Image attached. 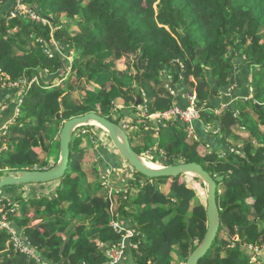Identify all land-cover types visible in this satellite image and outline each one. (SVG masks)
<instances>
[{"label": "trees", "instance_id": "obj_1", "mask_svg": "<svg viewBox=\"0 0 264 264\" xmlns=\"http://www.w3.org/2000/svg\"><path fill=\"white\" fill-rule=\"evenodd\" d=\"M21 2L48 24L24 23L21 16L10 19L17 0H0V70L13 81L40 78L22 104L30 107L32 117L19 118L18 125L11 127L13 136L2 153L1 167L9 171L40 169L42 164L47 169L56 167L57 163L48 168L37 150L48 149L51 158L67 120L95 112L121 126L133 124L138 97L140 106L148 100V112L154 114L175 106L190 108L186 97L190 93L201 113L196 129L189 131L180 120L162 123L158 150L166 152L165 158L158 153L148 160L160 167L196 162L213 177H224L217 189L218 236L198 264H254L247 248L241 244L228 248L223 236L239 235L245 244L264 246V0ZM74 27L77 32H72ZM53 39L57 47L51 48L54 56L49 58L44 42ZM124 58L126 64L119 67L117 62ZM73 78L76 85H72ZM83 81L98 87L87 89ZM119 104L124 108L118 109ZM222 105L223 112L214 114ZM151 122L141 125L139 136L152 140L154 132L145 129L157 125ZM205 125L212 129L208 134ZM236 127L249 133L241 146L229 141ZM80 128L105 134L110 141L108 133L97 126ZM210 135L218 146L200 156L198 149L208 146ZM147 149L135 151L145 157L142 153ZM84 152L71 153L66 176L59 180L62 187L48 202L46 197L27 200L2 191L20 203L16 212L9 211V221L36 258L16 248L10 231L0 230V264H107L106 251L121 241V235L110 226L113 217L107 196L85 191L81 198L84 185L71 174L80 172L86 179L81 162ZM59 156L57 148L58 161ZM134 173L144 180H129L139 192L129 194L119 215L136 230L132 239L138 245L133 249L136 264H185L206 235L207 202H201L187 175L150 179ZM29 208L36 215H28ZM34 219L46 221L34 227Z\"/></svg>", "mask_w": 264, "mask_h": 264}, {"label": "water", "instance_id": "obj_2", "mask_svg": "<svg viewBox=\"0 0 264 264\" xmlns=\"http://www.w3.org/2000/svg\"><path fill=\"white\" fill-rule=\"evenodd\" d=\"M142 103L141 97L137 98L135 104L138 107ZM60 117V116H58ZM94 125L102 128L108 133L111 142L116 148L120 157L126 161L137 173L150 179L162 177H178L192 175L202 180L208 188L207 195V232L199 247L192 253L185 264H198L211 250L217 239L220 227V210L217 202L218 183L223 182L224 177L212 176L204 167L196 162L182 163L161 167L159 170L149 169L140 155L133 149L128 133L121 125L95 113H88L83 116L67 120L60 132V160L56 167L47 169L41 165L40 169L10 171L6 176L0 178V191L8 187H19L23 185L46 184L61 180L66 176L69 169L71 156V143L74 132L83 126ZM157 185V182H155ZM139 192L137 190H134ZM110 208V205L108 204ZM256 221L250 223V226ZM188 231L190 221H187ZM248 227L240 229L246 231ZM264 264V256L261 259Z\"/></svg>", "mask_w": 264, "mask_h": 264}, {"label": "crops", "instance_id": "obj_3", "mask_svg": "<svg viewBox=\"0 0 264 264\" xmlns=\"http://www.w3.org/2000/svg\"><path fill=\"white\" fill-rule=\"evenodd\" d=\"M83 85L87 86V89L93 90L95 87H98V84H88L87 82L83 81ZM89 85L91 87H89ZM94 86V88H93ZM120 110L124 108L123 104H119L117 106ZM141 107H143V105H141ZM144 107H148V105L144 106ZM149 110V109H148ZM0 127L4 126V125H8V124H12L14 123V117H15V105H14V101H13V97H12V93L9 90H4L2 88H0ZM138 114L136 115V119L133 120V124L135 125V127L137 126L136 130H127L128 131V135L129 133L132 134L133 137V144L132 147L134 150L137 151H143L144 149H147V146H149L150 148H148L145 152L144 155L145 157H142L144 159H146V161H148V158H154L156 155H158V153L161 155V152L163 150H158V138L156 137V134H160L161 131H159L158 133H155L156 131L161 129V126L156 125L155 127H148L150 128L154 133H153V139L150 140V138L147 136L145 137H141L139 136V131L142 124L145 123V121L150 120L152 122H155L153 119H147L145 117H143L142 113H140L139 109H138ZM130 123H132V120L127 119ZM137 122V123H134ZM151 122V123H152ZM202 123V121H201ZM15 124V123H14ZM204 124V123H203ZM165 125V124H164ZM192 125H194V128L196 129V125L197 123L194 122ZM14 126V125H12ZM11 126V127H12ZM89 126H94V125H89ZM98 127V126H97ZM100 128V127H99ZM84 129H89L90 131H88V133H86L84 135V140L87 143V147L83 148V149H77L78 153H82V151H89V150H93L94 154L96 156V160L94 163L91 164H86V163H82V168H83V173L86 177V182L84 185V188L82 187V191L81 192V198L84 199L86 193L85 191H87L88 193H94L97 192L94 189H92V184L94 182V180L99 179L102 181V187L107 191L108 194H101V192H97L99 193V196H107L108 197V204L110 205V208L108 207V209L110 210V213L113 217V220L111 221V223L113 221H117L120 222L124 227H126L127 229H132L129 227V225L124 222L121 218H120V208L122 203V199H127V197L129 196V194L131 192H134V189L131 188V184L129 182L130 178V173L133 172V168L126 162L124 161L120 155L118 154L116 148L112 147L109 148L108 147V138H106L104 135L102 134H97L95 130L90 129V128H84ZM102 129V128H100ZM126 131V132H127ZM138 132V133H137ZM150 131H148L147 133H149ZM214 134H216V132H213ZM95 135L98 137L97 139L93 138L95 137ZM12 131L10 130V137L8 138V143L10 138H12ZM208 136L203 137L204 140H207ZM157 138L156 144H152L151 141L155 140ZM59 140H60V136H59ZM209 144H208V148H216L218 145H216V138H214V136H211V139L209 137ZM103 146V149H100V147ZM200 147L204 148L203 145H201ZM199 147V148H200ZM60 148V146H59ZM57 151V149H56ZM200 154V153H199ZM163 156V153H162ZM200 156H202L200 154ZM204 156V155H203ZM163 158V157H162ZM59 160H60V156H59ZM59 161H57L58 164ZM150 162V161H149ZM56 164V165H57ZM163 167V166H162ZM54 168V167H53ZM90 172V173H89ZM60 182L58 183H54V185H49V184H40V185H31L34 187V190L31 191L32 195H36L38 198L40 197H49V199H51V195L56 194L58 187L60 186ZM50 187H54L53 189H51ZM167 188V187H165ZM112 194H111V193ZM135 193H138L135 191ZM9 195L11 196H20L15 192L9 193ZM125 195V196H124ZM27 200L33 198L29 195H27V197H25ZM28 203V202H27ZM20 205V203H19ZM66 208H68L69 204H65ZM21 215H22V207H21ZM36 210L34 208H29V214L31 216L36 215ZM46 219H34L32 220V225L34 227L39 226L40 224L45 223ZM89 224V222H88ZM135 230V229H134ZM136 231V230H135ZM100 244V242H98V245ZM134 250L133 249H128L126 251L125 256L123 257V259L120 261V263L118 264H136V258L134 256Z\"/></svg>", "mask_w": 264, "mask_h": 264}, {"label": "built area", "instance_id": "obj_4", "mask_svg": "<svg viewBox=\"0 0 264 264\" xmlns=\"http://www.w3.org/2000/svg\"><path fill=\"white\" fill-rule=\"evenodd\" d=\"M22 0H17L16 11L12 13L13 15L22 16V10H17L19 5H23ZM23 10L25 11V16L31 19L33 22L48 24L46 19H43L40 15H38L35 11L29 9L27 6L23 5ZM42 42V41H41ZM52 40L49 43V46H44V50L46 55L49 58L54 56V52L51 48L57 47V43ZM70 60V59H69ZM72 62V60H70ZM71 70V68L69 69ZM46 74H49L48 71H45ZM40 84L39 76L34 77L32 80L28 78H23L19 81H13L11 77L0 70V88L4 90H9L12 93L13 101L16 104V111L14 117V123L16 124L17 119L20 117V107L24 102L25 95L31 91L34 85ZM172 95H175V91H171ZM145 97V94H144ZM18 99V102L16 101ZM190 108L183 109L179 106H175L168 111L165 112H156L154 114H150L148 109H145L142 112L143 117L147 119H153L158 126L167 121H176L180 120L186 124H192L194 122L201 120V113L197 108V104L195 102V98H190ZM146 108V107H142ZM1 114V111H0ZM14 123L4 125L0 127V159L2 153L8 149V138L10 137L11 126L15 125ZM125 131L127 130H136L137 126L124 123L121 126ZM148 130V127H145ZM34 169H39L35 167ZM33 169V170H34ZM8 169H3L0 165V173H7ZM111 193V192H110ZM112 194V193H111ZM19 203L12 200L11 198L4 196L2 191H0V230L10 231L13 235V240L15 242V246L22 253L26 254L28 257L36 258L35 252L29 247L28 244H25L20 237L15 233V230L12 226V223L9 221L8 213L11 211L12 213L16 212L19 208ZM111 228L117 233L121 235V241L117 244L112 245L106 251V256L108 258L107 264H118L123 259L126 254V251L130 249H138V245L132 242V239L137 235L134 229H127L120 222L113 221L110 224ZM245 248L251 254V263L261 264V259L264 256V246L246 244Z\"/></svg>", "mask_w": 264, "mask_h": 264}, {"label": "rangeland", "instance_id": "obj_5", "mask_svg": "<svg viewBox=\"0 0 264 264\" xmlns=\"http://www.w3.org/2000/svg\"><path fill=\"white\" fill-rule=\"evenodd\" d=\"M23 5H19L18 6V9L17 10H22V11H20L21 12V17L23 18V21H24V23H29V22H31L32 20L31 19H29L28 17H26L25 16V11L23 10ZM18 15H11V17H10V19H14V18H16ZM30 20V21H29ZM33 22V21H32ZM66 22V18L65 17H63V19H62V23H65ZM43 24V23H42ZM45 25V24H44ZM78 31V28L77 27H74V28H72V32H77ZM15 32H17V29L15 30ZM54 40V39H53ZM55 41V40H54ZM56 42V41H55ZM57 43V42H56ZM55 43V44H56ZM44 46H46V47H48L49 46V43L48 42H44ZM44 52H45V50H44ZM62 55H63V52H62ZM73 55L71 56V57H69L68 59H70V60H73ZM126 58H124L123 60H121V61H118L117 62V64H118V66L119 67H123V64H126ZM77 84V80L75 79V78H73V80H72V85H76ZM90 85H92V84H90ZM89 85V87H91ZM84 87H86V88H88V85L87 86H84ZM93 88H94V86H93ZM84 89V88H83ZM82 92H83V94H82V96H84L85 94H84V91L82 90ZM232 95V92H231V90H229V92L227 93V96L228 97H230ZM186 97H188V98H191V97H193L190 93H188V95L186 96ZM77 99V98H76ZM78 100V99H77ZM17 102H18V99L16 100ZM147 101L148 100H146L145 101V105H143V107L144 106H146L147 105ZM191 101V100H190ZM118 108V107H117ZM224 108H225V105H222V107H221V109H218L217 111H215L214 112V114H220V113H222L223 112V110H224ZM119 109V108H118ZM138 109H139V111H140V113H142V112H144L145 111V109H148V107H146V108H142L140 105L138 106ZM30 113H31V111H30V107L28 106V105H21V113H20V117L19 118H21V119H23V118H25V119H29L30 117H32L31 115H30ZM18 118V119H19ZM256 118H257V116H256ZM18 119H17V123H16V125H18ZM30 121V120H29ZM171 122H174V120L173 121H171ZM193 124V123H192ZM192 124H186L187 125V129L189 130V131H192V130H194L195 128H194V125H192ZM212 129H211V127H209V126H206L205 125V133L206 134H208V133H210L209 131H211ZM88 131H90L89 129H84V128H78L75 132H74V134H73V138H72V143H71V153L72 154H76V152H77V149H83V148H85V147H87V143L85 142L86 140L84 139V135L86 134V133H88ZM160 130H158V131H156L155 133H158ZM127 133H128V131H127ZM102 135H104L105 137H107L105 134H102ZM211 136L212 135H210V139H211ZM249 136V133L246 131V130H244V129H240L239 127H236L235 129H234V132H233V134H232V136L229 138V141L233 144V145H236V146H241V145H243V140L246 138V137H248ZM129 137H130V139H131V142H132V144H133V142H134V140H133V137H132V134H130L129 133ZM156 137H159V134H156ZM191 137L193 138V139H197V137H198V135L197 134H192L191 135ZM110 138V137H109ZM191 138V139H192ZM152 139H153V136H152ZM85 140V141H84ZM156 141H157V138L155 139V140H153V141H151V143L152 144H156ZM204 146V145H203ZM108 147L109 148H111L112 149V147H113V143L111 142V140L109 141V143H108ZM48 148V147H47ZM57 148H59V147H57V145H55L54 146V150H56ZM100 149H103V146H101L100 147ZM210 148H208L207 146H204V148H202V147H200L199 149H198V151H199V153L203 156V155H206L207 153H210V150H209ZM39 153H40V156H41V161H47L48 163H49V167L48 168H50V167H53L56 163H57V161H58V159H57V151L55 152V154L51 157V158H48V154H47V152H48V149H46V151H44V152H42V150L41 149H38L37 150ZM139 152H142V151H139ZM162 153H163V156H162ZM165 151H162L161 152V157H163V158H165ZM142 154H145V153H142ZM3 157H4V155H3ZM95 160H96V156H95V154H94V151L92 150H89V151H86V152H84L83 153V155H82V157H81V162L82 163H86V164H91V163H94L95 162ZM146 163H148L150 160H148V161H146V160H144ZM149 163H152V162H149ZM154 164V163H153ZM158 166V165H157ZM159 167V166H158ZM3 169H8V168H3ZM8 170H10V169H8ZM10 172V171H9ZM90 173V172H89ZM7 174L6 173H0V178H2V177H4V176H6ZM71 175H73V177H78L79 178V180L81 181V184H80V186H82V185H87V184H85V182H86V179L83 177V175H82V173H80V172H77V173H72ZM132 177H135V180L137 179L138 180V178L139 179H143V177L142 176H140V175H136L135 173H134V170H133V172L132 173H130V178L132 179ZM187 177L189 178V181H188V183L191 185V187L192 188H194L195 190H197V192H198V195H199V198H200V200H201V202H203V203H205V202H207V195H208V188H207V186H204V185H202L201 183H199L196 179H195V176H192V175H187ZM144 180V179H143ZM63 181H65V179L63 180ZM59 182V180L58 181H54V182H50L49 183V185H54V183H58ZM46 184H48V183H46ZM144 184H145V182H144ZM38 184H36V186H37ZM64 185V184H63ZM62 187V185H60V188ZM168 187V186H167ZM51 189H53L54 187H50ZM83 188H84V186H83ZM92 189H94L95 191H97V192H101V194L103 195V194H108L107 193V191L102 187V181L100 180V178L99 179H96V180H94V182H93V184H92ZM164 189V191H168L167 190V188H163ZM34 190V187L33 186H31V185H23V186H19V187H8V188H6V190L5 191H7L8 193H12V192H15V193H17L18 195H20V197H22V198H25V197H27V195H29V196H31V197H37L36 195H32V193H31V191H33ZM222 193H224V186H221V188H220V194H222ZM125 196V195H124ZM48 200H49V197H46L45 198V201L46 202H48ZM252 199H248V203H252ZM124 202V199H122V203ZM223 239H226V241L228 242V248H234V247H236V244H241V245H239V246H246V244H245V242H243V238L241 237V236H235V237H233V238H230L229 236H228V234L227 233H225L224 234V236H223ZM238 242H240V243H238ZM218 246H220V247H218V248H220V249H223L221 252H220V255H221V257H225L226 256V251L224 250V245H223V243L222 242H220L219 244H218ZM216 254H217V251H214V253H213V257H216Z\"/></svg>", "mask_w": 264, "mask_h": 264}, {"label": "bare ground", "instance_id": "obj_6", "mask_svg": "<svg viewBox=\"0 0 264 264\" xmlns=\"http://www.w3.org/2000/svg\"><path fill=\"white\" fill-rule=\"evenodd\" d=\"M144 160H146V159H143V161ZM144 163L149 169L159 170L161 168L160 166L158 167L156 164H153V163H149V162L146 163L145 161H144Z\"/></svg>", "mask_w": 264, "mask_h": 264}]
</instances>
